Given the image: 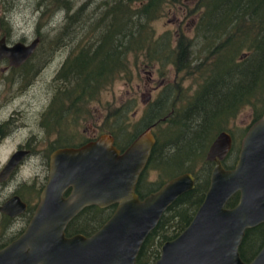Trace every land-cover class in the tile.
<instances>
[{"label":"water","instance_id":"obj_1","mask_svg":"<svg viewBox=\"0 0 264 264\" xmlns=\"http://www.w3.org/2000/svg\"><path fill=\"white\" fill-rule=\"evenodd\" d=\"M35 46L36 41L6 45L1 38L0 59L21 64ZM155 142L152 127H147L122 152L105 133L78 148L54 151L35 212L22 233L0 248V264H138L141 246L165 210L195 186L193 174L185 172L139 197L136 185ZM231 144L227 131L212 142L206 159L215 164L203 202L183 232L166 241L150 264H245L238 252L244 231L264 223V111L242 137L235 166L227 169L222 160ZM68 186L70 192L63 197ZM237 192L238 203L227 208ZM12 203L0 211L11 215ZM88 205L115 206L91 235L66 236L67 222ZM249 264H264V246Z\"/></svg>","mask_w":264,"mask_h":264},{"label":"trees","instance_id":"obj_2","mask_svg":"<svg viewBox=\"0 0 264 264\" xmlns=\"http://www.w3.org/2000/svg\"><path fill=\"white\" fill-rule=\"evenodd\" d=\"M183 3L184 0L104 1L102 9L95 13V18H100L98 25L96 28L90 26V31H97L99 34H102V38L95 37V35L86 38L81 51L70 59V62H76L73 65L69 63L71 65L70 68H73V70H64L67 79H63V82L68 83L70 79L73 81L76 79L78 83V96L81 99L92 97V93L96 89L114 80L116 74L121 73L127 53L129 54L131 51H145L147 62L150 65H156L161 73L164 72L162 71L164 68L172 65L178 68L179 71H190L189 66H192L193 62H195L194 58H199L198 49H192L191 41H186L183 36H180L177 39V46L172 47V44H169L170 37L155 39L150 35L153 32L150 25L154 20L163 17L167 13L166 11L172 7ZM67 7L66 5L65 18H74L77 10L68 13ZM195 11H201L193 32L198 35L196 39L199 37L203 42L201 46L202 54L203 56L210 55V57L216 58L213 63L210 62L211 58H209L208 64L200 68V71L204 72L202 78L207 96L206 100L214 102L211 106L213 108L210 111L200 113L202 115L201 119L203 118L202 125L206 124L205 127L207 128L208 135L211 129L217 126V122H214V125L211 127L216 115H223L221 121H225L228 118L235 117V113L240 108L253 105L255 108L254 119H257L264 111V0H198ZM64 30L66 31L67 29L63 25L60 31ZM135 34L136 36L130 39L128 44L124 45L119 42V45H116L113 42L122 36L129 38V35ZM92 40L96 41L95 44L85 49ZM153 42L157 43V45H154ZM159 42L161 43L159 44ZM166 42L168 43L166 44ZM232 50H234V53H232ZM242 51H246L247 56L242 61L236 63L234 57ZM191 52L197 55L191 57L193 54ZM222 89H227L228 92L230 91V94L232 91H236V93L233 96H221L217 100V97L221 95ZM214 91L215 94L213 93ZM216 91H218L219 95H216ZM196 101H192L189 108L184 111L192 112L201 109L200 112H205V109H203L205 101L198 100V105L194 106ZM169 106L170 104L168 103L163 112L155 109L152 112L151 118L147 115L145 121L143 119L144 122L142 123L148 125L154 122L169 111ZM209 116H212V118L208 119ZM108 118L109 121L107 120ZM106 123H114V126L109 125V130L106 132L112 134L117 145H122L118 144V140L116 141L119 135H125L122 120H119V116L114 115L113 112L106 115L105 126ZM160 125L159 128L161 130L157 133V141L149 159V166L154 167L155 164L158 166L159 164H164L166 170L172 171L170 175L190 171L197 176V183L193 190L181 195L168 208L165 213L166 215H163L164 217L161 218L155 228L158 229H154L146 237L137 256L138 264H149L153 255L157 256L158 252L153 250L154 246L152 244H154L155 237L160 235L167 223L170 222L169 220L173 221V219L179 218L180 221L177 224L181 226L185 222H188L191 214L196 211L197 204L204 196L209 183V171L206 173V178L201 179L198 174L193 172L192 167L187 165L191 163V160H201L213 134H210L211 137L209 140L207 139L205 145L204 143H200L201 145L196 146V148H190V142H187V144H181L179 141L176 142V139L172 135L171 127L168 124L166 126ZM203 127L199 129V133L203 130ZM105 129L102 130L104 131ZM137 133L136 131L129 134L126 138L124 137L123 143L128 140L130 141ZM164 135L167 137H164ZM196 135L197 133L192 131L188 140H195ZM178 144L184 146L183 150L180 149L182 152H186L184 158H181V156L178 159L175 157L173 158L174 160H169L170 151L174 148L179 149ZM155 160L161 163H153ZM142 181L143 178L140 179L137 187L139 192L143 189ZM159 184L160 182L155 186L157 187ZM154 188L150 186L144 194L149 193ZM144 194L142 193L141 195ZM234 203V197H231L228 205L232 206ZM91 208L95 207L85 208L76 217L77 219L84 217V224L81 223L78 228L80 231H84L88 226L87 217L91 216L95 218V222L101 221L104 218V216L98 215V212L95 214L94 210L91 211ZM163 225L164 227L162 228ZM168 230L165 227V232H163L165 236H163V239H160L159 243L169 238V234L173 232L172 230Z\"/></svg>","mask_w":264,"mask_h":264},{"label":"flooded vegetation","instance_id":"obj_3","mask_svg":"<svg viewBox=\"0 0 264 264\" xmlns=\"http://www.w3.org/2000/svg\"><path fill=\"white\" fill-rule=\"evenodd\" d=\"M1 38L4 39L6 45H12L16 42L30 44L32 41H36V46L35 48H33L32 52L29 54L26 60L21 64L14 65L10 64L7 58L0 59V207L13 199L12 207L10 208V210L12 211L11 215L0 211V248L19 236L34 214L35 209L39 203L41 191L45 188L48 181L49 162L51 154L61 148H78L83 144L94 140L97 136L102 134L100 133L99 135H96L95 133H93L90 137L88 136L84 139L83 137H81V135H84L85 130L82 129L83 134H80V119H85L84 121H87L89 123H92V121L94 122L93 112L88 106V104L91 103V100L88 97H84L81 99L80 96H78V83L76 84L75 82H73L68 90L70 92L69 95L67 92H64L62 82H57L59 77H65L66 72L64 73V68L73 70V68H70L69 63L67 65L65 64L66 59H63V61L59 64L57 70L54 72L55 75H53L54 77H52V80L54 82L56 80L57 85L54 84L55 86L53 87L52 91L48 90V88L46 87V81L41 82L42 77H44V74L46 73L48 68L50 66L52 67L53 64L51 63L54 61L51 60V62L47 63L48 61L46 58V50L42 47L43 37L39 33L36 34L32 32V35H30L29 38H18L17 41H13L12 33L9 30V27H7L5 22L0 19V39ZM68 58L69 57L67 56V59ZM206 58L207 57H205L203 60H205ZM194 59L195 62H193V65L189 66L190 71L185 70V68V72H183V70L179 71V69L175 66H171V71L174 74L173 82L171 83L170 88H167L165 95H161V98H163V100L166 102V104L163 103L164 106L161 107L166 108L167 104L169 103V111H167L163 116L156 119L154 122L146 125V128L152 127L155 139L157 133H159L160 131V124H162L163 126H166L168 124L171 127V132L174 136V139H176V141H179L180 143L184 139H186V136L188 137L190 134H192V131L198 133L199 129H202L203 118L196 124H190L189 119L196 112L184 111L189 108V105L192 101L195 102V100H200L203 102L207 99L202 78V74H204V72L200 71L199 67V64H201L202 61H200L199 58ZM183 73H185V75ZM178 77H180V79H178ZM150 80L151 79L148 78L147 82H149ZM38 81H40L39 84L37 83ZM74 81L77 82L76 79ZM5 86L9 88L8 91H5L3 89V87ZM158 87H160V85L152 86L150 89L144 88L141 92V94L144 91L147 92V94H143L145 98L143 97L142 102L145 105L150 106V109L153 108L154 104H156L153 99L154 97H152L151 94L155 92ZM31 92L32 94L30 95ZM216 92V95H219L218 91ZM213 93L215 94V91ZM40 94L44 96H41ZM32 96V99H27ZM34 96L37 97L34 98ZM203 97L205 98V100ZM190 98H192L193 100L190 101ZM169 100H173V102H170ZM197 101L194 106L198 105ZM260 116L258 118H260ZM257 119H252V121L245 127L244 132L241 135V139L248 128ZM107 120L109 121V118ZM203 128L204 129L202 131L207 130L206 127ZM164 132L166 133L165 130ZM227 132L232 137V144L231 149L222 160V165L227 169H231L235 166L238 159L241 139L239 138L237 142L233 137V133L230 131ZM105 134H109L112 136V134L108 132H106ZM218 134L215 135V137L208 145L206 153ZM164 137L167 136L164 135ZM169 137H171V135H169ZM131 140L126 141L122 145H117L113 138V145L119 150V152H122L131 142ZM206 142L207 139H205L202 144L204 143L205 145ZM193 144L195 146L201 145L199 142H195ZM233 149H235L234 153H232ZM206 161L209 165H211L210 168H207V172L209 171L208 177L210 179V174L212 168L214 167L215 161H210L207 159ZM153 163L159 164L161 162L155 160ZM9 164L11 165V168L7 170V166ZM164 168V164H159V166L155 164L154 167H151L149 166L148 160V163L143 172L140 174L138 183L136 185V193L140 198L145 197L151 192L157 191L165 182H167L171 178L185 172H190L184 171L181 173L170 175L172 171L167 170L168 173L164 174ZM150 169L160 170V172L164 176V178L159 181L160 184L157 187L155 186L157 183H145L144 181V177H146V173ZM25 170L27 171V174L23 175L22 172ZM193 176L195 177L194 185H196L197 176L194 174ZM141 178H143V189L139 192L137 187ZM150 186L151 188H155L149 193L144 194V192L147 191ZM70 189V186H68L62 192V196H67L70 192ZM142 193L144 195H141ZM205 193L202 199L198 202L196 211L203 202ZM231 197H234L235 203L232 206H229L228 202L230 201ZM231 197L225 204L227 208H232L238 203L239 193L237 192ZM114 206L115 205H110L101 208L95 205H88L83 207L67 222L64 229L65 235H91L109 217L114 209ZM88 207H95L91 208V211L94 210L93 212H95V214L96 212H98L97 214L104 216V218L101 221L95 222V218L91 216L87 217L86 220L87 222H89L87 224L88 226L84 231H80L78 228L80 227L81 223L84 224V217L81 219H77L76 217L80 214V212ZM168 208L165 210L163 215L166 213ZM196 211L191 214L190 219L187 223L185 222L183 226L177 224V222L180 221L179 218L173 219V221L169 220L170 222H168L165 227L169 229L168 231L172 230L173 232L169 234V238L159 243L160 239H163V236H165L163 234V232H165V227L164 225L162 226V228L164 227L162 233L155 237L154 244H152L154 246L153 250L157 251L158 254L157 256L153 255V258L152 260H150L149 264L160 257L161 247L166 241L175 239L183 232V230L191 222ZM163 215L161 216V218H163L166 214L164 216ZM13 226L17 227L14 228L15 234H12L10 237L2 238L1 232H5V230L7 229L13 230L11 229ZM263 246L264 223H259L253 227L245 229L244 235L238 246L240 259L245 264L251 263L257 257Z\"/></svg>","mask_w":264,"mask_h":264},{"label":"rangeland","instance_id":"obj_4","mask_svg":"<svg viewBox=\"0 0 264 264\" xmlns=\"http://www.w3.org/2000/svg\"><path fill=\"white\" fill-rule=\"evenodd\" d=\"M104 1L106 0H0V19L5 22L7 27H9V30L12 33L13 41H17L18 38H29L30 35H32V32L36 34L39 33L43 37L42 47L46 50L47 63L51 62V60L54 62L51 63L53 64L52 67L50 66L48 68L44 74V77H42L41 82L46 81V87L50 91H52L53 87L57 85V82H62L64 92H67L70 95L68 89L71 87L73 82L76 84L77 82L70 79L68 82L69 84L64 83L63 79H67V76L65 75V77H59L57 82L55 80V83L52 80V77H54V72L57 70L63 59H66V65L68 63H71V65L76 63L75 61L70 62V59H72V57L81 51V47L84 45L87 37L95 35V37L102 38V34H99L97 31L91 32L90 30L91 27L96 28L98 25L100 18H95V13L102 9ZM197 1L198 0H184L183 4L167 10V13L163 17L154 20L151 23L150 26L153 32L150 35L155 39L160 37H170L171 40L169 41V44H172V47L177 46L178 37L183 36L184 40L191 41L193 50L198 49L197 53L199 60L203 63L200 64V68H203L208 64L209 58H211L210 62L212 63L216 58L212 56L210 57V55L203 56L201 51L203 42L199 39V37L196 39L198 35L193 32L196 21L198 20V17L201 13V11H195ZM66 5L68 6V13L77 10V14L74 18H65ZM63 25L66 27V31H60ZM135 36L136 34L129 35V38H124V36H122L113 42L116 45H119V42L125 45L128 44L130 39L134 38ZM95 42L96 41L92 40L89 46H87L85 49L89 48L90 45L95 44ZM160 43L161 42H159V44ZM167 43L168 42H166V44ZM154 45H157V43H154ZM242 52H239L234 57L235 62L242 61L245 56H247L246 51ZM232 53H234V50H232ZM195 55L197 54L193 53L191 57H194ZM67 56L69 57L68 59ZM205 57L207 58L203 60ZM125 59L127 60L125 61L124 68L122 69V71H124L116 74L114 80L109 81L100 88L96 89L94 93H92V97H89L91 103H89L88 106L93 112L94 122L92 121V123H89L84 121L85 119H80V134H83L82 129L85 130L84 135H81L83 139L88 136L90 137L93 133L96 135L104 132L106 133V131L109 130V125L114 126V123H106L105 126V117L106 115L114 112V115L119 116V120H122L124 126L123 130L125 133V135H119L116 141H119L118 144H123L124 137L126 138L129 134L136 131L140 133L146 128V125L142 122L145 121L147 115H149L151 118L152 112L155 109H159L162 112L166 109L161 107L164 106L163 103L166 104L163 98H161V95H165L167 88H170V85L173 82L174 74L171 71V66L164 68L162 70L164 71L163 73L159 72L156 65H150L147 62L145 51H131L129 54L127 53ZM183 74L185 75V73ZM148 78L151 79L149 82H147ZM178 79H180V77H178ZM37 83L39 84L40 81ZM158 85H160V87H158L156 91L151 94V96L154 97L153 99L156 104L150 109V106L145 105L142 102V99L144 95L147 94V92L144 91L142 94L141 92L144 88L150 89L152 86ZM3 89L8 91L9 88L5 86ZM229 92L227 89H222L221 95L217 97V100L220 99L221 96L228 97L231 95L233 96V94L236 93V91H232L231 94ZM31 94L32 92L30 95ZM40 95L44 96L42 94ZM35 97L37 96H34V98ZM32 98L33 96L27 99ZM192 100L193 99L190 98V101ZM169 101L173 102V100ZM212 104H214L212 100H206L203 103V109H205V112L210 111V109L213 108L211 107ZM200 111L201 109L199 111H193L196 113L190 118V124H196L201 121L202 115L200 113L204 112ZM254 114V106L248 105L246 107L240 108L235 113V117L228 118V120L225 121H221L223 115H216L213 119L214 121L212 120L213 124L211 127L214 125V122H217V126L211 129L208 135H206L207 130H201L200 133L198 131L195 140H188L190 136H186V139H184L181 144H187V142H190L192 146L189 147L196 148L193 143H202L205 141V139L209 140L211 137L210 134H213L211 138L212 141L215 135L222 130L232 132L235 141L238 142V139H241V135L243 134L245 127L252 121V119H254ZM211 118L212 116H209L208 119ZM203 126L205 127L206 124ZM102 129L105 130L103 131ZM183 147L184 146L178 144L179 149H172L168 159L174 160L173 158L176 157L178 159L181 156V158H184L186 152H182L180 150H183ZM207 148L208 146L205 148L201 160H191V163L187 165L191 166L193 172L198 174L201 179L206 178L207 168L211 167V165H209L205 159ZM234 152L235 149H233L232 153ZM163 173L166 174L168 171L164 168ZM22 174L26 175L27 171H23ZM163 178L164 176L160 170L150 169L147 171L144 181L145 183H158ZM15 226L11 228L13 230L7 229L5 232H1V237H10L12 234H15L14 228H17Z\"/></svg>","mask_w":264,"mask_h":264},{"label":"bare ground","instance_id":"obj_5","mask_svg":"<svg viewBox=\"0 0 264 264\" xmlns=\"http://www.w3.org/2000/svg\"><path fill=\"white\" fill-rule=\"evenodd\" d=\"M73 72V71H72Z\"/></svg>","mask_w":264,"mask_h":264}]
</instances>
